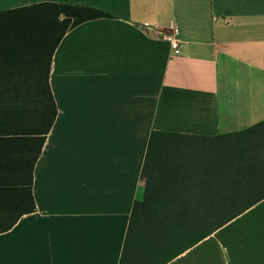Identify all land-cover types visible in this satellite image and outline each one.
Wrapping results in <instances>:
<instances>
[{
	"label": "crops",
	"instance_id": "obj_1",
	"mask_svg": "<svg viewBox=\"0 0 264 264\" xmlns=\"http://www.w3.org/2000/svg\"><path fill=\"white\" fill-rule=\"evenodd\" d=\"M263 121L264 0H0V264H119L153 131ZM169 264H264V200Z\"/></svg>",
	"mask_w": 264,
	"mask_h": 264
},
{
	"label": "trees",
	"instance_id": "obj_2",
	"mask_svg": "<svg viewBox=\"0 0 264 264\" xmlns=\"http://www.w3.org/2000/svg\"><path fill=\"white\" fill-rule=\"evenodd\" d=\"M144 168L119 264H169L263 201L264 121L217 137L153 131Z\"/></svg>",
	"mask_w": 264,
	"mask_h": 264
},
{
	"label": "built area",
	"instance_id": "obj_3",
	"mask_svg": "<svg viewBox=\"0 0 264 264\" xmlns=\"http://www.w3.org/2000/svg\"><path fill=\"white\" fill-rule=\"evenodd\" d=\"M165 39L170 45L173 57H182L184 52V43L178 36V29L176 26H174L170 34L166 35Z\"/></svg>",
	"mask_w": 264,
	"mask_h": 264
}]
</instances>
